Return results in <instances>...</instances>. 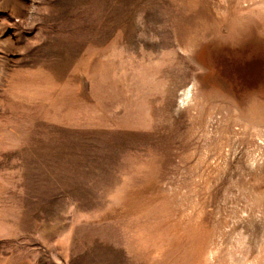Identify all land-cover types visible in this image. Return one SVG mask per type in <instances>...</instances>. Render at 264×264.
Segmentation results:
<instances>
[{
	"label": "rangeland",
	"instance_id": "374dc122",
	"mask_svg": "<svg viewBox=\"0 0 264 264\" xmlns=\"http://www.w3.org/2000/svg\"><path fill=\"white\" fill-rule=\"evenodd\" d=\"M0 264H264V0H0Z\"/></svg>",
	"mask_w": 264,
	"mask_h": 264
},
{
	"label": "clouds",
	"instance_id": "9594fccd",
	"mask_svg": "<svg viewBox=\"0 0 264 264\" xmlns=\"http://www.w3.org/2000/svg\"><path fill=\"white\" fill-rule=\"evenodd\" d=\"M222 2H226V0H222Z\"/></svg>",
	"mask_w": 264,
	"mask_h": 264
}]
</instances>
